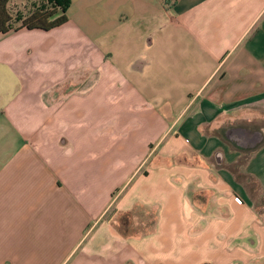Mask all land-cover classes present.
Wrapping results in <instances>:
<instances>
[{
	"label": "crops",
	"instance_id": "obj_1",
	"mask_svg": "<svg viewBox=\"0 0 264 264\" xmlns=\"http://www.w3.org/2000/svg\"><path fill=\"white\" fill-rule=\"evenodd\" d=\"M7 10L0 264H264V0Z\"/></svg>",
	"mask_w": 264,
	"mask_h": 264
},
{
	"label": "trees",
	"instance_id": "obj_2",
	"mask_svg": "<svg viewBox=\"0 0 264 264\" xmlns=\"http://www.w3.org/2000/svg\"><path fill=\"white\" fill-rule=\"evenodd\" d=\"M55 7L59 8L63 13L67 10L70 0H49ZM9 0H0V33H6L9 30V23L12 20L7 10ZM56 10H35L28 17L24 18L20 27L26 29L50 30L62 25L66 21L65 15L56 17Z\"/></svg>",
	"mask_w": 264,
	"mask_h": 264
},
{
	"label": "rangeland",
	"instance_id": "obj_3",
	"mask_svg": "<svg viewBox=\"0 0 264 264\" xmlns=\"http://www.w3.org/2000/svg\"><path fill=\"white\" fill-rule=\"evenodd\" d=\"M150 216H151V215H150ZM124 220H126V219H124ZM119 229H120L121 231H123V233H125V231H127V230H131L132 232H133V231H134V232H136V231H139V232L144 231V229H140V228H137V229L135 228V229H133V228H131L130 226H127L123 220H122L121 225L119 226Z\"/></svg>",
	"mask_w": 264,
	"mask_h": 264
}]
</instances>
